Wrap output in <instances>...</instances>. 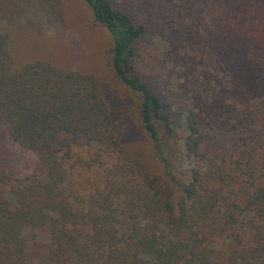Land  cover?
<instances>
[{
  "label": "trees",
  "instance_id": "16d2710c",
  "mask_svg": "<svg viewBox=\"0 0 264 264\" xmlns=\"http://www.w3.org/2000/svg\"><path fill=\"white\" fill-rule=\"evenodd\" d=\"M83 1L108 78L0 31V264H264V0Z\"/></svg>",
  "mask_w": 264,
  "mask_h": 264
},
{
  "label": "rangeland",
  "instance_id": "374dc122",
  "mask_svg": "<svg viewBox=\"0 0 264 264\" xmlns=\"http://www.w3.org/2000/svg\"><path fill=\"white\" fill-rule=\"evenodd\" d=\"M0 31L17 64L44 60L64 69L109 77L111 36L95 24L83 0H0ZM158 45L164 43L159 40ZM4 139L0 168L17 178L41 172L36 155ZM30 233L47 238L45 230Z\"/></svg>",
  "mask_w": 264,
  "mask_h": 264
}]
</instances>
